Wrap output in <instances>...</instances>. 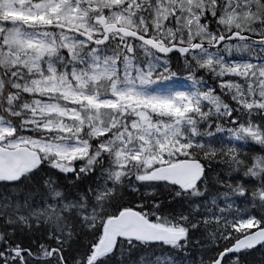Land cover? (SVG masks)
<instances>
[{"label": "snow or ice", "instance_id": "snow-or-ice-1", "mask_svg": "<svg viewBox=\"0 0 264 264\" xmlns=\"http://www.w3.org/2000/svg\"><path fill=\"white\" fill-rule=\"evenodd\" d=\"M0 264H264V0H0Z\"/></svg>", "mask_w": 264, "mask_h": 264}]
</instances>
